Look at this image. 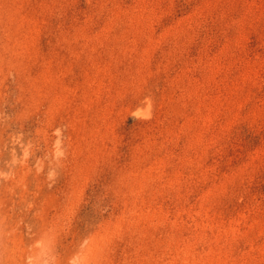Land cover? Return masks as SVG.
I'll list each match as a JSON object with an SVG mask.
<instances>
[{
	"label": "rangeland",
	"instance_id": "rangeland-1",
	"mask_svg": "<svg viewBox=\"0 0 264 264\" xmlns=\"http://www.w3.org/2000/svg\"><path fill=\"white\" fill-rule=\"evenodd\" d=\"M0 264H264V0H0Z\"/></svg>",
	"mask_w": 264,
	"mask_h": 264
}]
</instances>
